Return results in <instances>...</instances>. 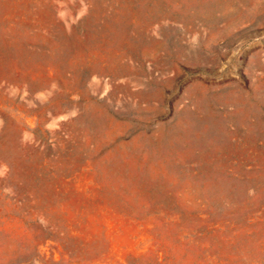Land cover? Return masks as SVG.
Returning a JSON list of instances; mask_svg holds the SVG:
<instances>
[{
    "label": "rangeland",
    "instance_id": "1",
    "mask_svg": "<svg viewBox=\"0 0 264 264\" xmlns=\"http://www.w3.org/2000/svg\"><path fill=\"white\" fill-rule=\"evenodd\" d=\"M0 264H264V0H0Z\"/></svg>",
    "mask_w": 264,
    "mask_h": 264
}]
</instances>
